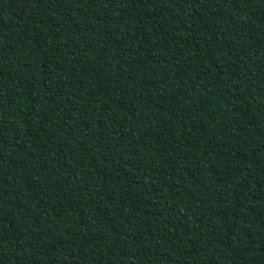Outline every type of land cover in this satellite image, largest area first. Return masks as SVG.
Segmentation results:
<instances>
[{"label":"trees","instance_id":"16d2710c","mask_svg":"<svg viewBox=\"0 0 264 264\" xmlns=\"http://www.w3.org/2000/svg\"><path fill=\"white\" fill-rule=\"evenodd\" d=\"M0 264H264V0H0Z\"/></svg>","mask_w":264,"mask_h":264}]
</instances>
